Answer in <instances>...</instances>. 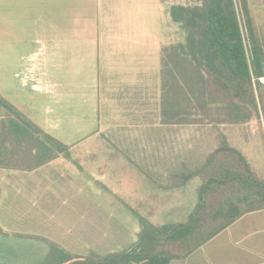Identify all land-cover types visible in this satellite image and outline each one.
<instances>
[{
  "label": "crops",
  "instance_id": "obj_1",
  "mask_svg": "<svg viewBox=\"0 0 264 264\" xmlns=\"http://www.w3.org/2000/svg\"><path fill=\"white\" fill-rule=\"evenodd\" d=\"M189 4L191 0H0V87L9 74L21 94L48 96L52 85L43 78L40 59L49 64L53 56L63 55L79 65L64 72L68 81L61 116L70 157L61 155L30 169L19 162L0 163V264H42L50 244L73 258L87 257V250L118 252L122 246L115 236L123 234L124 225L109 211L114 222L104 229L100 217L94 230L87 231L88 201L98 208L108 201L111 208L125 206L138 219L137 235V214L156 226L186 222L202 182L194 178L166 188L169 179L202 167L218 149L220 135L230 144L223 133L228 126L248 128L242 148L230 146L255 173L261 171L264 181V116L219 128L162 121V50L185 42L169 10ZM248 6L264 57V0H248ZM260 82L263 102L264 77ZM19 99L9 104L23 117ZM15 115L0 103V128ZM27 120L54 137L49 120ZM170 264H264V210L243 216L186 259Z\"/></svg>",
  "mask_w": 264,
  "mask_h": 264
},
{
  "label": "trees",
  "instance_id": "obj_2",
  "mask_svg": "<svg viewBox=\"0 0 264 264\" xmlns=\"http://www.w3.org/2000/svg\"><path fill=\"white\" fill-rule=\"evenodd\" d=\"M169 14L184 33L185 42L162 50L163 123L220 126L261 120L259 85L264 57L248 0H191L186 6H172ZM0 103L17 118L0 134V163L19 162L30 169L61 155L70 157L67 146L4 101ZM31 141L38 156L32 157L28 151L19 158L17 146L26 147ZM194 178L202 184L196 208L186 222L156 226L136 213L141 231L131 247L73 258L50 244V254L42 264H170L186 259L243 216L264 210V181L223 135L202 167L170 178L166 188L182 187Z\"/></svg>",
  "mask_w": 264,
  "mask_h": 264
},
{
  "label": "rangeland",
  "instance_id": "obj_3",
  "mask_svg": "<svg viewBox=\"0 0 264 264\" xmlns=\"http://www.w3.org/2000/svg\"><path fill=\"white\" fill-rule=\"evenodd\" d=\"M189 1V0H188ZM40 65L42 66V70L44 71V80L48 82L50 85H52L51 89L48 90V96L44 95H32L29 91L26 94H21V91L18 89L13 88L12 83H16V80L14 78H11V76L8 74L4 84L1 83V89L0 94L3 98L7 99V101L3 100L7 105L10 106L9 101L15 103V100L17 98H20L18 101H22V108H24L23 118L26 119H34L36 121L49 120V122L53 126V136L55 139H57L59 142H61L64 145V139H63V124H62V96H63V90L65 87H63L68 79L64 76V72L68 70H72L73 68L78 69V61L75 63L68 57H64L63 55H57L53 56L50 59L49 64L46 63V59L41 58L40 59ZM28 66V64H24V67ZM18 87V86H17ZM18 90V91H17ZM44 94H47L46 91L43 92ZM260 95V91H259ZM1 98V97H0ZM262 98L260 96V101L262 107H260V114L264 116V101L262 102ZM12 107V106H10ZM15 110V107H12ZM47 109H51L52 113L47 112ZM7 110L13 114L12 110L7 108ZM9 120L7 119L4 123H2L0 128V134L3 132L5 127L9 128L8 126ZM50 125V124H49ZM221 126V125H220ZM216 128H219V126H216ZM6 131V130H5ZM223 133L228 138L230 144L234 146L235 148H242V134L246 135L248 133V128H245L243 126H228L226 130H223ZM27 139V138H26ZM32 139V138H31ZM30 141V136H28V139ZM31 142L27 143L26 147L24 145L20 148V146H17V151L19 153L18 157L20 158L22 154H26L28 151H30L31 156L35 157L37 154V149H35V146L31 144ZM32 145V146H31ZM220 146V145H219ZM25 148L27 151H25ZM259 174V178L263 180V176L261 175V171L257 172ZM257 174V175H258ZM89 193V189H88ZM112 202H104L102 207L98 208L96 207L95 202L88 201L85 207V227L87 231L94 230V222L98 218L101 217L103 228L109 224L110 220L113 222L115 221L116 217H111V213L109 211H113L115 213L114 216H117L118 221L120 225H124L125 229L123 230V234H119L116 237V239L120 240L119 245L122 246V248H128L132 246L137 241V229L135 228V223L138 222V219L125 207H121L115 204L118 208H111ZM83 216V215H81ZM139 227V224H138ZM89 237V233H88ZM125 239V240H122ZM118 248V247H117ZM117 249L118 252H121L123 250ZM125 250V249H124ZM92 253H94L91 250L84 251L85 256H90Z\"/></svg>",
  "mask_w": 264,
  "mask_h": 264
}]
</instances>
